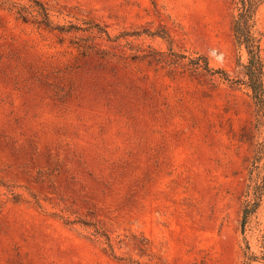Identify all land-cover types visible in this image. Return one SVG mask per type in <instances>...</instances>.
Wrapping results in <instances>:
<instances>
[{
    "label": "rangeland",
    "instance_id": "374dc122",
    "mask_svg": "<svg viewBox=\"0 0 264 264\" xmlns=\"http://www.w3.org/2000/svg\"><path fill=\"white\" fill-rule=\"evenodd\" d=\"M41 1L62 25L170 38L63 36L0 0V264H246V240L259 254L264 198L245 232L242 211L264 117L244 85L189 65L243 79L234 0Z\"/></svg>",
    "mask_w": 264,
    "mask_h": 264
},
{
    "label": "trees",
    "instance_id": "16d2710c",
    "mask_svg": "<svg viewBox=\"0 0 264 264\" xmlns=\"http://www.w3.org/2000/svg\"><path fill=\"white\" fill-rule=\"evenodd\" d=\"M28 4L20 2L15 3L18 18L25 23H32L39 28L51 32H58L63 36L73 34L74 32H90L93 41L97 38H106L109 42L121 45V39L128 36L141 37L147 34L151 37L170 38L167 33L136 31L132 33H120L112 36L110 32L100 23L91 21L87 27H78L75 25H62L53 19L51 9L41 0H28ZM236 15L233 22V34L236 45L244 49L247 53V61L241 62L243 79L235 80L224 69H215L211 67L208 57L199 55L190 59V67L193 71H206L211 74H218L220 78L231 84L244 85L251 93V97L264 117V30L260 28L259 12L264 5V0H234ZM87 46V45H85ZM94 48V47H93ZM264 120V119H263ZM258 162L257 158L255 163ZM245 196L247 197L242 211V229L245 232L249 219L260 208L264 198V178L260 183L252 182L248 185ZM110 240L109 237H107ZM261 250L256 253L251 249L249 242L245 252L246 264L263 260L264 261V235L260 237ZM110 246L112 244L110 243Z\"/></svg>",
    "mask_w": 264,
    "mask_h": 264
}]
</instances>
